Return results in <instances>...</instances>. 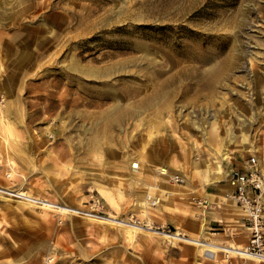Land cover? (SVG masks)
<instances>
[{
  "label": "rangeland",
  "instance_id": "rangeland-1",
  "mask_svg": "<svg viewBox=\"0 0 264 264\" xmlns=\"http://www.w3.org/2000/svg\"><path fill=\"white\" fill-rule=\"evenodd\" d=\"M223 151L264 168V0H0V264H264Z\"/></svg>",
  "mask_w": 264,
  "mask_h": 264
},
{
  "label": "built area",
  "instance_id": "built-area-1",
  "mask_svg": "<svg viewBox=\"0 0 264 264\" xmlns=\"http://www.w3.org/2000/svg\"><path fill=\"white\" fill-rule=\"evenodd\" d=\"M175 174L169 177L173 180L181 179ZM226 176L230 183V195L246 211L244 225L248 230V242L245 250L264 258V168L259 166L257 154L251 153L231 162Z\"/></svg>",
  "mask_w": 264,
  "mask_h": 264
},
{
  "label": "bare ground",
  "instance_id": "bare-ground-1",
  "mask_svg": "<svg viewBox=\"0 0 264 264\" xmlns=\"http://www.w3.org/2000/svg\"><path fill=\"white\" fill-rule=\"evenodd\" d=\"M8 13V12H7ZM6 13V14H7ZM9 110V109H8ZM2 121V120H1ZM249 149V148H248ZM251 150V149H250ZM221 155H220V158L218 159V154L216 153V154H214L213 155V157L215 158V161H216V166H215V169H216V172L218 173V176L219 175H222V176H225L226 177V181H224L225 183H224V185L223 186H225V184H226V186L228 187H230V183H229V180L227 179V176H226V174L225 173H223V168H222V164H221V162H220V160L222 159V158H226L228 155H229V152H227V151H223L222 153H220ZM218 159V160H217ZM262 167H264V165H262ZM162 171L164 170L165 171V168H160ZM163 171V172H164ZM175 175H178V174H175ZM174 175V176H175ZM221 180H222V178H220ZM24 191V190H23ZM103 193V192H102ZM24 195H27L26 193H23ZM29 197V196H28ZM34 199V198H33ZM43 199V198H42ZM45 200V199H44ZM150 200H152V199H150ZM41 201H43V200H41ZM144 214H146V216H148L149 214L148 213H144ZM151 220V219H150ZM102 221V220H101ZM107 221V220H106ZM147 221V224L146 225H141V224H132V223H128V224H125V225H123L124 226V228H125V231H126V233L128 234V235H133L134 234V232H136V231H138V230H141V227H144V228H146L147 230H149V231H151V232H153V233H157V232H155L153 229H152V227L150 226V221L149 220H146ZM112 223V222H111ZM154 223V222H153ZM152 224V223H151ZM181 231V230H180ZM207 231V230H206ZM162 233H161V235H163V236H166V237H173V236H177V235H179V234H177V231L176 232H171V233H164L165 231H161ZM182 232V231H181ZM174 233H176V234H174ZM183 234V233H182ZM201 245H203L204 246V248H203V250H206V251H215V249H217L218 247H219V245H217V244H215V243H213V242H210V241H208V242H204L203 244H201ZM220 246H224V245H220ZM225 247V246H224ZM237 250V251H236ZM226 251V250H225ZM230 251H235V252H239V253H241V254H243L244 256L246 255V256H250V257H252V258H256V259H264V258H261V257H258V256H255V255H252V254H249V253H247V251L245 250V249H242V250H240L239 248H236V247H234V246H232V247H230ZM227 252V251H226ZM235 254V253H234Z\"/></svg>",
  "mask_w": 264,
  "mask_h": 264
},
{
  "label": "crops",
  "instance_id": "crops-1",
  "mask_svg": "<svg viewBox=\"0 0 264 264\" xmlns=\"http://www.w3.org/2000/svg\"><path fill=\"white\" fill-rule=\"evenodd\" d=\"M175 173H176V172H175ZM176 174H177V173H176ZM219 177H221V175H219ZM222 180L226 181V177H225V176H222ZM213 181H214V182H220L221 180H220V178H218V179L216 178V179H214ZM224 181H223L220 185L222 186V188L224 189V191H226V190H228L230 187H229V186L227 187L226 184H225V186H223L224 183H225ZM170 191H172V190H170ZM165 193L167 194V196H171V194L173 193V191H172V192H168V191H167V192H165ZM243 225H244V224H243Z\"/></svg>",
  "mask_w": 264,
  "mask_h": 264
}]
</instances>
